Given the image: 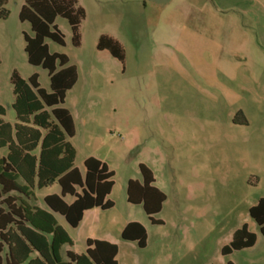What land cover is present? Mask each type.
Listing matches in <instances>:
<instances>
[{"label":"rangeland","instance_id":"obj_1","mask_svg":"<svg viewBox=\"0 0 264 264\" xmlns=\"http://www.w3.org/2000/svg\"><path fill=\"white\" fill-rule=\"evenodd\" d=\"M85 11L74 47L66 20L54 25L64 46L44 43L76 69L64 104L72 116L74 167L95 157L114 173L109 210L87 212L71 229L58 224L84 254L87 238L118 245V264H264V237L248 210L264 198V0H78ZM24 0H9L0 20V106L15 122L10 77L37 75L50 92L47 71L28 64L18 14ZM116 40L123 63L96 49L100 36ZM139 164L154 174L166 197L153 225L141 205L126 201ZM59 188L35 191L36 202ZM128 222L146 231V248L126 243ZM246 225L253 248L221 255ZM166 247H170L167 249ZM166 252L171 253L166 261Z\"/></svg>","mask_w":264,"mask_h":264},{"label":"trees","instance_id":"obj_2","mask_svg":"<svg viewBox=\"0 0 264 264\" xmlns=\"http://www.w3.org/2000/svg\"><path fill=\"white\" fill-rule=\"evenodd\" d=\"M8 1L0 0L2 21L9 15L5 9ZM58 17L66 20L72 45L78 47L79 27L85 19L78 0H24L18 14L19 21L28 23L33 34H23L27 62L47 71L50 92L39 87L37 75L25 81L13 71V124L2 120L5 110L0 106V264H117V246L102 240L87 239L84 254L67 251L65 259L60 254L62 247L72 246V242L54 214L75 229L86 211L111 209L113 203L107 197L114 173L94 157L84 160L83 176L74 167L75 150L69 142L75 135L73 119L61 106L77 81V73L67 65L65 55L49 54L44 43L50 40L64 46L63 35L54 25ZM96 49L107 51L120 63L124 61L122 46L109 36H100ZM138 168L141 181L127 182L126 201L141 205L151 224L161 225L152 216L161 211L166 197L154 186L152 171L144 164ZM53 185L58 186L59 193L43 198L46 209L30 203L36 190ZM66 197L71 198L70 203ZM248 214L264 237V198L250 207ZM120 237L135 242L140 249L146 246V231L137 222L128 223ZM255 242L256 236L243 225L221 249V255L252 248Z\"/></svg>","mask_w":264,"mask_h":264},{"label":"crops","instance_id":"obj_3","mask_svg":"<svg viewBox=\"0 0 264 264\" xmlns=\"http://www.w3.org/2000/svg\"><path fill=\"white\" fill-rule=\"evenodd\" d=\"M70 113V112H69ZM3 120V119H2ZM5 122V121H4ZM75 150V149H74ZM75 155H76V152H75ZM89 158V157H88ZM95 158V157H94ZM97 159V158H96ZM99 160V159H98ZM101 161V160H100ZM102 162V161H101ZM102 163H104V162H102ZM105 164V163H104ZM106 165V164H105ZM107 166V165H106ZM84 168V167H83ZM108 170H109V168H108ZM82 176H83V174H84V170H83V173H81V172H79ZM153 173V172H152ZM153 176H154V174H153ZM140 180H141V177H140ZM154 180H155V177H154ZM37 191V190H36ZM34 195H35V192H34ZM50 195V194H49ZM47 196V195H46ZM45 197V196H44ZM43 197V198H44ZM36 196H35V200H31L30 201V203L32 204V205H34V206H36V207H38L37 205H35V202H36ZM65 201L66 202H68V203H70L71 202V198L70 197H66L65 198ZM42 203H43V199H42ZM128 203V202H127ZM43 205H44V203H43ZM38 208H40V207H38ZM41 209H46V207H45V205H44V208H41ZM92 210H94V209H92ZM91 211V210H90ZM87 212H89V211H86L85 213H84V215H83V218H82V220H81V222H80V224L82 223V221H83V219H84V216H85V214L87 213ZM54 215H56V214H54ZM59 216V215H58ZM63 219V218H62ZM57 221V220H56ZM58 223V222H57ZM128 223H130V222H128ZM128 223H126L125 225H124V227L128 224ZM79 224V225H80ZM79 225H78V227H79ZM77 227V228H78ZM124 227H123V229H124ZM72 229V228H71ZM76 229V228H75ZM122 229V230H123ZM87 239H90V238H87ZM86 239V240H87ZM86 240H85V242H86ZM92 240H97V239H92ZM102 241H105V240H102ZM108 242V241H107ZM124 242H126V243H129V244H134L135 242H129V241H124ZM109 243H111V242H109ZM115 243V242H114ZM114 243H112V244H114ZM136 244V243H135ZM116 245V244H115ZM255 245V244H254ZM117 246V254H118V251H119V248H118V245H116ZM136 246H137V244H136ZM64 247V246H63ZM62 247V248H63ZM138 247V246H137ZM254 247V246H253ZM252 247V248H253ZM145 248H146V246H145ZM145 248H143V249H145ZM167 249H170V247L168 248V247H166ZM140 249V248H139ZM68 251V250H67ZM66 251V252H67ZM170 255H171V253H167L166 252V257H165V259H166V261H169L168 259H170ZM117 257V256H116ZM116 263L118 264V262H117V260H116Z\"/></svg>","mask_w":264,"mask_h":264}]
</instances>
